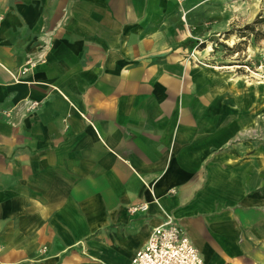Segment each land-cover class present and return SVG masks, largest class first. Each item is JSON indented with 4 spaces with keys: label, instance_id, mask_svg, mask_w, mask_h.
<instances>
[{
    "label": "crops",
    "instance_id": "crops-1",
    "mask_svg": "<svg viewBox=\"0 0 264 264\" xmlns=\"http://www.w3.org/2000/svg\"><path fill=\"white\" fill-rule=\"evenodd\" d=\"M212 2L0 0V264H130L166 218L264 264V87L190 63Z\"/></svg>",
    "mask_w": 264,
    "mask_h": 264
},
{
    "label": "rangeland",
    "instance_id": "rangeland-1",
    "mask_svg": "<svg viewBox=\"0 0 264 264\" xmlns=\"http://www.w3.org/2000/svg\"><path fill=\"white\" fill-rule=\"evenodd\" d=\"M212 1L213 16L205 23L206 33L195 38L204 49L192 50L190 63L223 69L231 76L240 77L246 85L264 87V0ZM258 15L261 23L255 25L254 32L240 34L239 30L251 25ZM228 32L232 35L223 40Z\"/></svg>",
    "mask_w": 264,
    "mask_h": 264
},
{
    "label": "built area",
    "instance_id": "built-area-1",
    "mask_svg": "<svg viewBox=\"0 0 264 264\" xmlns=\"http://www.w3.org/2000/svg\"><path fill=\"white\" fill-rule=\"evenodd\" d=\"M33 66L34 63L28 60L21 74L28 73ZM38 106V102H29L27 110L34 111ZM146 210L147 206L141 205L130 208L129 213ZM130 264H203V261L185 232L173 219L166 218L161 225L151 230L145 246L135 253Z\"/></svg>",
    "mask_w": 264,
    "mask_h": 264
},
{
    "label": "trees",
    "instance_id": "trees-1",
    "mask_svg": "<svg viewBox=\"0 0 264 264\" xmlns=\"http://www.w3.org/2000/svg\"><path fill=\"white\" fill-rule=\"evenodd\" d=\"M260 15L257 16L256 20L251 24V25H246L243 27V29L239 30L240 34H244L245 32H249V33H253L254 32V27L255 25H257L258 23H261L260 21ZM232 35V33H227L226 35L223 36V40H227L228 38L226 36ZM243 37V36H242ZM197 49L202 50L204 49V45L200 44L199 46H197Z\"/></svg>",
    "mask_w": 264,
    "mask_h": 264
},
{
    "label": "bare ground",
    "instance_id": "bare-ground-1",
    "mask_svg": "<svg viewBox=\"0 0 264 264\" xmlns=\"http://www.w3.org/2000/svg\"><path fill=\"white\" fill-rule=\"evenodd\" d=\"M207 50L209 51V47H208V49H206V51H207Z\"/></svg>",
    "mask_w": 264,
    "mask_h": 264
}]
</instances>
